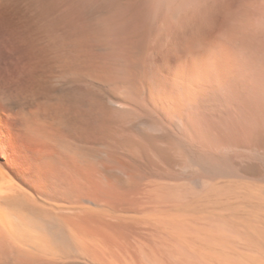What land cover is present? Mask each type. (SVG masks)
<instances>
[{
    "label": "bare ground",
    "instance_id": "6f19581e",
    "mask_svg": "<svg viewBox=\"0 0 264 264\" xmlns=\"http://www.w3.org/2000/svg\"><path fill=\"white\" fill-rule=\"evenodd\" d=\"M0 264H264V0H0Z\"/></svg>",
    "mask_w": 264,
    "mask_h": 264
},
{
    "label": "rangeland",
    "instance_id": "374dc122",
    "mask_svg": "<svg viewBox=\"0 0 264 264\" xmlns=\"http://www.w3.org/2000/svg\"><path fill=\"white\" fill-rule=\"evenodd\" d=\"M91 3L89 2V8H90V10H92V9H94V8H97V6H93L92 4L90 5ZM116 13H117V10L115 9V8H112V22H113V20H115V17H116ZM98 27L99 28H102V29H104L105 27H107V23L105 22V19H102L101 17H98ZM102 56H105L104 58H102V57H100L99 58V60L100 61H102V63H99L100 61H98V65H101V66H109V68L110 67H112V64H113V62H115L116 60L114 59V58H112V57H110V55L109 54H107V55H102ZM110 57V58H109ZM111 58L112 59H114V60H111ZM111 60V61H110ZM126 63H127V65H128V63L129 64H131L132 63V61H134L135 59H134V57H126ZM110 61V62H109ZM112 63V64H111ZM116 63V64H115ZM113 65L115 66V65H118L117 64V62H115ZM120 64V63H119Z\"/></svg>",
    "mask_w": 264,
    "mask_h": 264
}]
</instances>
